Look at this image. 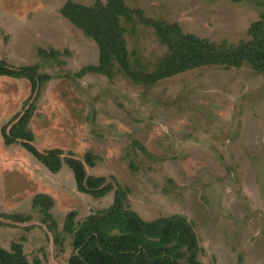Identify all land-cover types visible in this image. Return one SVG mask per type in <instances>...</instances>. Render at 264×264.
Listing matches in <instances>:
<instances>
[{
    "label": "rangeland",
    "instance_id": "obj_1",
    "mask_svg": "<svg viewBox=\"0 0 264 264\" xmlns=\"http://www.w3.org/2000/svg\"><path fill=\"white\" fill-rule=\"evenodd\" d=\"M66 1L0 0V60L13 68L37 66L50 77L34 100L33 145L78 159L97 156L88 175L114 177L128 190L127 208L145 221L185 217L204 249L202 263L264 264V74L247 64L206 67L144 87L121 74L109 80L82 73L97 63L98 50L60 14ZM70 1L91 7L96 0ZM125 4L215 43L247 40L249 25L264 21V0ZM123 27L131 65L153 70L165 53L154 31L136 17ZM38 50L58 55L44 58ZM29 95L26 80L0 76V129ZM37 194L54 200L55 231L32 208ZM112 196L78 193L66 165L51 174L21 146H4L0 135L1 248L21 242L30 263L68 264L73 248L65 216L76 211L81 222L106 209Z\"/></svg>",
    "mask_w": 264,
    "mask_h": 264
},
{
    "label": "trees",
    "instance_id": "obj_2",
    "mask_svg": "<svg viewBox=\"0 0 264 264\" xmlns=\"http://www.w3.org/2000/svg\"><path fill=\"white\" fill-rule=\"evenodd\" d=\"M59 12L97 47V63L82 68V73L99 74L109 80L115 74H121L131 83L144 87L206 67L239 69L247 64L255 73L264 74L263 20L249 25L247 40L230 44L183 33L176 23L147 18L142 10L127 7L125 0H106L104 3L96 0L91 7L68 0ZM135 17L154 31L159 44L165 48L151 71L139 61H135V66L129 61L123 23L130 24ZM38 54L52 59L58 55L55 51L47 53L43 50H38ZM0 76L24 79L30 85V95L23 102L21 112L0 129L4 146H21L51 174H58L66 165L80 194L102 199L113 192L112 202L106 209L81 222L76 221V211L65 216L63 231L72 236L73 248L68 264H204L199 260L204 249L185 217L171 215L145 221L127 208L128 190L114 177L88 175L87 168L95 167L97 156L86 153L78 159L72 154L65 156L60 149L42 152L33 145L34 134L29 124L36 110L34 100L41 87L50 80L49 75L41 74L37 66L13 68L0 60ZM53 206L54 200L48 195L37 194L32 199V208L39 210L43 223L51 231L57 227L50 213ZM6 218L20 223L29 220V217L17 215H6ZM0 264L39 263L28 262L22 243L13 242L9 250L0 247Z\"/></svg>",
    "mask_w": 264,
    "mask_h": 264
}]
</instances>
